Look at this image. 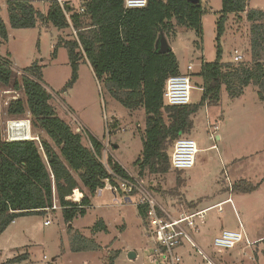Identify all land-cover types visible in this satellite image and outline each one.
<instances>
[{"label":"trees","instance_id":"1","mask_svg":"<svg viewBox=\"0 0 264 264\" xmlns=\"http://www.w3.org/2000/svg\"><path fill=\"white\" fill-rule=\"evenodd\" d=\"M248 1L222 0L217 22V57L212 62L202 59L198 73L203 82L201 102L183 106L171 105L165 100L167 78L181 72L173 49L159 52L158 41L163 35L166 39L171 37L176 25L193 28L197 36L202 37L204 7L201 0L198 3L148 0L143 8H127L124 0H85L78 9L67 2L64 7L70 19L57 0H50L47 14L38 10L32 0H8V13L12 28H31L40 23L58 29L71 26L77 31L76 37L62 38L55 46L56 49L63 45L69 52L73 72L66 88L76 82L78 63L86 58L98 81L119 103L130 109L144 108L143 150L136 162L139 174L145 171L165 174L171 167L170 150L177 138L193 128L192 117L202 106L220 105L224 87L230 98L235 99L253 84L258 88L259 98L264 100V10L249 9ZM230 13H246L251 23L252 65L222 61L220 41ZM0 37L9 38L1 15ZM10 65L13 64L0 56V84L22 89L26 98L12 101L8 114L15 117L30 113L31 124L42 129L47 137L40 136L39 142L36 139L7 142L2 138L0 125V234L17 220L18 215L45 213L47 208H52L54 194L65 222L70 225L78 216L87 214V208L92 205L91 197L100 189L121 190L115 175L132 179L131 175L111 156L106 158L113 173L110 172L101 160L103 141L90 133L91 146L86 145L82 133L59 117L50 103V90L42 82L39 64L33 63L21 76ZM258 186L248 184L241 189L236 184V189L251 192ZM76 190L85 193L80 203L68 199ZM137 211L147 226L146 207L139 205ZM98 224L107 232L103 221ZM69 232L72 233V252L100 248L94 238H88L71 226ZM26 257L19 254L13 261L19 262ZM114 259L109 264H115Z\"/></svg>","mask_w":264,"mask_h":264},{"label":"rangeland","instance_id":"2","mask_svg":"<svg viewBox=\"0 0 264 264\" xmlns=\"http://www.w3.org/2000/svg\"><path fill=\"white\" fill-rule=\"evenodd\" d=\"M64 2H74L73 5L78 9L83 0ZM201 3L204 7L202 37L197 36L195 29L184 25H176L175 32L170 37L182 69L187 72L188 66L192 64V69L188 72L195 86L191 95L192 104L201 102L203 82L198 73L201 71L202 59L212 62L217 57V22L222 9V0H201ZM34 5L45 12V2H36ZM248 6L249 9L264 10V0H249ZM0 15L9 31L8 40L0 37V56L13 65L15 63L20 70L29 69L33 63L41 66L42 82L52 95L51 105L55 106L61 119L69 123L75 131L82 133V141L91 146L88 138L91 133L103 141L104 148L108 142L106 158L111 156L113 160L118 161L129 174L151 189L154 196L166 202L172 198L179 199L182 186L179 179L185 181L187 176L190 179L187 175L189 169L173 170L170 167L165 174L148 171L143 175L139 174L140 168L136 162L143 150L141 133L146 127L144 108L124 107L106 91L102 82L98 81L93 67L82 60L78 63V79L70 88H66L65 85L73 72L69 52L63 45L58 46L57 50L55 46L62 38L69 40L76 37L73 27L61 30L51 24L47 26L39 23L31 28H12L8 0H0ZM225 26V33L220 41L223 46L222 61L252 65L251 23L247 21L246 14H228ZM238 53L243 55V59L235 62L234 56ZM7 88L14 87L2 85L3 90ZM16 90L21 98H26L22 89ZM257 91V86L251 84L244 89L241 97L232 99L224 87L220 105L202 106L192 117L194 127L182 134L195 139L200 149L214 143L218 145V149H203L197 154L198 164L193 168V186L189 191L200 192L205 189L210 194V191L220 189L214 196L223 197L227 196V193L234 195L239 214L234 212L232 204H225L220 212L222 221H217L214 227L219 229L225 222L238 227L240 219L254 232L252 238L264 234V100L259 98ZM6 111L7 108L2 106L0 98L2 129L7 118L21 117L31 120L29 113L11 117ZM214 126H219L218 130H215ZM31 133L32 136L38 137V142L40 136L47 137L42 129L33 124ZM211 135H219L221 139L213 140ZM172 150L173 148L170 153ZM234 159H240L235 170L239 169V174L242 173L243 176L239 177L236 171L233 172L235 179L243 178L239 181H234L229 171ZM224 163L230 165L229 169ZM226 174L233 182L232 188ZM235 183H238L241 189L248 184L259 186L251 192L240 193ZM80 192L82 196L84 192L89 195L87 188ZM98 192L91 197L92 205L87 208L89 213L75 219V226L86 231L92 239L97 232L100 233V237L94 238L96 242L98 238L103 245L97 252L71 251L70 225L65 222L61 214L62 207L57 202L58 207L55 210L18 215L17 220L0 234V264H86L84 259L89 260L88 264H109L113 257L115 264H152L153 257L149 251L154 242L149 234L150 226H146L144 219L138 215V196L130 195L131 201L127 203L128 194L122 189L113 192L110 188H104L102 193ZM104 216L111 228L109 234H104L98 224L103 221ZM47 220H50V224H46ZM103 222L105 224V221ZM73 223L71 228L75 229ZM245 245L243 240L235 248L217 251L220 257L216 258L217 261L219 259L221 264H232L229 261L233 256L232 251L248 250L243 255L242 264H264V241L247 245L248 248H245ZM213 248L209 247L207 251L216 252ZM131 251H135L138 256L130 259ZM19 254H25L27 259L14 262L13 259Z\"/></svg>","mask_w":264,"mask_h":264},{"label":"built area","instance_id":"3","mask_svg":"<svg viewBox=\"0 0 264 264\" xmlns=\"http://www.w3.org/2000/svg\"><path fill=\"white\" fill-rule=\"evenodd\" d=\"M61 7L65 11L64 0H57ZM85 1V0H83ZM148 0H124L125 7L127 8H143L147 5ZM84 12V9H80ZM67 18L70 19V13L65 11ZM77 33L76 30H74ZM243 59V55L238 53L234 56V61L238 62ZM10 68L15 71L18 75H22L24 72L20 70L15 65H10ZM192 69V64L188 66L187 72H182L178 75H172L166 80L165 87V100L171 105L183 106L184 104H190L192 90L195 88L194 83L188 73ZM203 88V87H202ZM202 90V89H201ZM0 98L3 107L7 108L6 114L8 113L9 104L20 97L19 92L16 88L2 89V84H0ZM30 114V113H29ZM24 125H20V123ZM4 129H2V138L4 141L13 142L16 140H34L38 137L31 136L27 139L24 135L27 133L26 127L30 128L31 133V120L30 118H7L4 122ZM23 128V130H20ZM219 126H214L215 130H218ZM79 131L80 128L78 129ZM214 134V133H213ZM213 140L217 139L216 136L211 135ZM39 140V139H38ZM108 142L103 150V159H101L104 165L112 172L109 167L108 160H106V153L108 152ZM213 148L218 149V145L214 143ZM199 152L198 143L195 139L189 136H180L174 143L173 150L171 152V167L175 170H185L195 166L197 161V154ZM113 173V172H112ZM228 174V173H227ZM226 174V175H227ZM131 175V174H130ZM228 176L230 188L233 187V182H231L230 176ZM117 178L118 185L120 189L130 195L138 196L137 204L140 206H145L148 215V225L150 226V234L153 239L154 244V254L153 261L156 264H182L183 257L176 251V249L182 244L183 241H188L192 247L197 251L198 256L201 261L199 264H219L217 259L208 251L203 250L192 238L190 233L184 228L183 224L187 222L191 216H182L180 218H174L169 214L163 205L159 202L156 196H154L151 189L146 188L141 180L135 178L131 175L132 179H123L115 175ZM103 189H100L101 192ZM78 192L79 199L75 197ZM53 209L58 207L56 195L54 194ZM72 201L81 202L82 194L79 190H76L72 196L68 197ZM232 200L231 198L229 199ZM46 224H50V220L46 221ZM195 226V224H192ZM245 240L246 245L253 244L249 239L247 231H245L244 226L240 223L238 230L224 229L222 233L217 235L213 240V247L215 250H228L235 248L238 244Z\"/></svg>","mask_w":264,"mask_h":264},{"label":"crops","instance_id":"4","mask_svg":"<svg viewBox=\"0 0 264 264\" xmlns=\"http://www.w3.org/2000/svg\"><path fill=\"white\" fill-rule=\"evenodd\" d=\"M32 2H33V4L36 2H43V3L45 2V5H43V6H45V12H43V10H41V9H38V8L37 9L40 10L41 12H43L44 14L48 13L50 0H32ZM72 3L74 4V2H72ZM167 40H168L169 46H171V48L175 52V54L178 58V62L180 64L178 53L176 52V49L173 46V42L171 41L170 37ZM82 61H84L85 63H87L88 65L91 66L90 62L86 58H83ZM14 65H15V63H14ZM190 65H191V63H190ZM180 72L181 73L186 72L184 69H182L181 64H180ZM201 89L203 90V88H201ZM257 93H258V91H257ZM241 96H239V97H241ZM216 138H217V140L221 139L219 135H216ZM208 148H213V145L206 147V148H203V149H208ZM203 149L199 148V152L202 151ZM231 162H233V165L230 166L229 164L224 163V166L227 165L228 169L230 166V169H229L230 175H232V178L234 179V181L242 180L243 178L235 179L234 178L235 176L233 175V172L236 171L238 173L239 177L243 176L242 173L239 174L240 173L239 169L235 170L237 168L238 163L240 162V159H234ZM197 164H198V161H196L195 166ZM195 166H193L192 168H189L190 171H189V173H187V175H189L190 179H188V176L186 177L185 181L184 180L181 181V179H179L180 182H182V186L180 188V198L179 199L172 198V199L167 200V202H166V201H163L162 199H160L156 196L157 199L159 200V202L166 209V211L169 214H171V216L174 218H180V217L186 216V215L191 216V218L187 222H185L183 224V226L190 233L193 240L205 251H207V249L209 247H213L212 245H213L214 238L217 235H219L220 233H222V231L224 229L238 230L240 227V223L243 224L245 231L248 232L250 240L253 242V244L254 243H256V244L262 243L264 241V234L261 237L259 236V237L252 238V235L254 232L252 230H250V228L247 227L246 223L244 221L242 222L240 219L238 221V227H236V225L231 226V224H228L227 222L220 225L219 229L218 228L216 229L214 227V225L217 223V221H222L220 212L222 211L221 208L225 204H229V203L232 204L234 212H236L237 215L239 214L237 212V208H236V204H235V203H237V200L234 197V195L232 196V194H229V193H227V196H223V197L214 196L220 192V189L219 190L216 189L215 192L210 191V194L207 193V191L205 189H204V191L201 190L200 192L189 191V189L193 186L192 181L194 178L192 175L194 174L193 168H195ZM235 184H238V183H235ZM242 192H244V191L240 190V193H242ZM98 193L100 194V193H102V191L98 192ZM223 193L226 194L225 192H223ZM211 194H213V195H211ZM77 195H79V194H77ZM115 197H116V195H115ZM230 198L232 199L231 201L229 200ZM130 201H131V198L127 197V203H129ZM89 211L90 210H87V214L89 213ZM123 218H125L124 220H126V217L123 216ZM75 219H74V223H73L74 226H75ZM103 221H105V226L107 227V232H108V233L107 232L105 233V231H104L103 233L109 234L111 231V228L109 226V223L105 219V216H104ZM220 223H222V222H218V224H220ZM192 224H195V226H192ZM75 229L78 230L83 235L87 236L88 238H92V237H90V235H87L86 231H84L83 229H80V227L75 226ZM98 234H100V233L97 232L95 234L94 238L97 237ZM98 237H100V236H98ZM96 239L98 241L97 243L100 245L99 249H101V247H103V245L101 242H99L98 238H96ZM245 248H248V246L245 245ZM99 249H97V250H99ZM97 250H94V252H97ZM176 251H178L183 257V263L182 264H199L201 261L200 257L197 254V251H195V249L192 247V245L188 241H183L182 244L176 249ZM215 251L216 252H209V253H211L215 258L220 259V257H218V255H217V250H215ZM91 252H93V251H81L80 253H91ZM149 252L152 254V257L154 256V254H156L154 252V244L150 247ZM247 252H248V250L232 251L231 253L233 254V256H232V259L229 261H231L232 264H242L243 263L242 261L244 260L243 255L246 254ZM137 256H138V254H137ZM250 257L251 256L249 255V258ZM219 259H218V261H219ZM84 261L86 264L89 263L88 259H84ZM2 264H13V263H2ZM152 264H156V263L153 261ZM219 264H221V263H219Z\"/></svg>","mask_w":264,"mask_h":264},{"label":"water","instance_id":"5","mask_svg":"<svg viewBox=\"0 0 264 264\" xmlns=\"http://www.w3.org/2000/svg\"><path fill=\"white\" fill-rule=\"evenodd\" d=\"M191 1L194 3L199 2V0H191ZM158 46H159V52H161V53H163V51H167V50L171 49V46H169V43H168V41L164 35L159 38ZM70 226H72V224H70ZM129 253H130L129 254L130 259L137 257V253L135 251H131Z\"/></svg>","mask_w":264,"mask_h":264},{"label":"bare ground","instance_id":"6","mask_svg":"<svg viewBox=\"0 0 264 264\" xmlns=\"http://www.w3.org/2000/svg\"><path fill=\"white\" fill-rule=\"evenodd\" d=\"M20 125H24V123L21 122ZM20 130H23V128H20ZM26 131H27V133H25L24 135L26 136L27 139H30L32 136V133H30V128L26 127ZM76 194H78V193H76ZM77 199H79L78 196H77Z\"/></svg>","mask_w":264,"mask_h":264}]
</instances>
